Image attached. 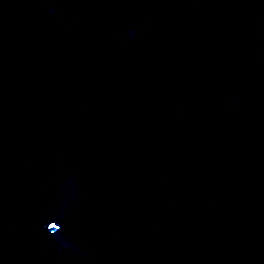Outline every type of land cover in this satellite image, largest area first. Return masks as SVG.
<instances>
[{
  "label": "water",
  "instance_id": "obj_1",
  "mask_svg": "<svg viewBox=\"0 0 264 264\" xmlns=\"http://www.w3.org/2000/svg\"><path fill=\"white\" fill-rule=\"evenodd\" d=\"M0 264H264V0H0Z\"/></svg>",
  "mask_w": 264,
  "mask_h": 264
}]
</instances>
